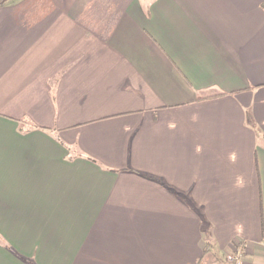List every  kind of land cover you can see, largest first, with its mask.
<instances>
[{
    "label": "crops",
    "instance_id": "1",
    "mask_svg": "<svg viewBox=\"0 0 264 264\" xmlns=\"http://www.w3.org/2000/svg\"><path fill=\"white\" fill-rule=\"evenodd\" d=\"M238 247L264 264V0H0V264Z\"/></svg>",
    "mask_w": 264,
    "mask_h": 264
},
{
    "label": "built area",
    "instance_id": "2",
    "mask_svg": "<svg viewBox=\"0 0 264 264\" xmlns=\"http://www.w3.org/2000/svg\"><path fill=\"white\" fill-rule=\"evenodd\" d=\"M237 250H239L238 248L236 249V251ZM237 256H239V252H238V255L236 254H234V253H229L228 254V256H227V259L229 260V261H233V260H236V264H241V261H240V259L237 257ZM243 263V262H242ZM211 264H224L223 262H221V261H214V262H212Z\"/></svg>",
    "mask_w": 264,
    "mask_h": 264
},
{
    "label": "rangeland",
    "instance_id": "3",
    "mask_svg": "<svg viewBox=\"0 0 264 264\" xmlns=\"http://www.w3.org/2000/svg\"><path fill=\"white\" fill-rule=\"evenodd\" d=\"M238 249L239 250H232L230 253H234L235 255L237 254L238 255V252H239V256H237L239 259H240V261H241V264H243L242 262H243V258H242V253L240 252L241 250V248H239L238 247ZM229 254V253H228ZM228 254H226L225 255V261H228L230 264H236V260H233V261H229L228 259H227V256H228ZM222 262V261H221ZM224 264H226L225 262H223Z\"/></svg>",
    "mask_w": 264,
    "mask_h": 264
},
{
    "label": "trees",
    "instance_id": "4",
    "mask_svg": "<svg viewBox=\"0 0 264 264\" xmlns=\"http://www.w3.org/2000/svg\"><path fill=\"white\" fill-rule=\"evenodd\" d=\"M70 159H72V157H70Z\"/></svg>",
    "mask_w": 264,
    "mask_h": 264
}]
</instances>
